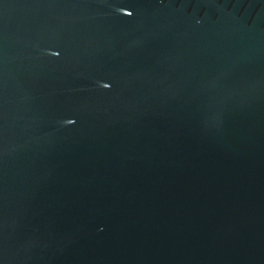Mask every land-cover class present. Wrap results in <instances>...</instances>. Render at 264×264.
I'll use <instances>...</instances> for the list:
<instances>
[{
	"label": "water",
	"instance_id": "obj_1",
	"mask_svg": "<svg viewBox=\"0 0 264 264\" xmlns=\"http://www.w3.org/2000/svg\"><path fill=\"white\" fill-rule=\"evenodd\" d=\"M0 264H264V0H0Z\"/></svg>",
	"mask_w": 264,
	"mask_h": 264
}]
</instances>
